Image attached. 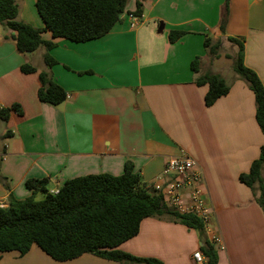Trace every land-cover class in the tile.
I'll use <instances>...</instances> for the list:
<instances>
[{
  "label": "crops",
  "instance_id": "crops-1",
  "mask_svg": "<svg viewBox=\"0 0 264 264\" xmlns=\"http://www.w3.org/2000/svg\"><path fill=\"white\" fill-rule=\"evenodd\" d=\"M35 1L14 0L17 19L41 29ZM137 5L141 14L132 26L129 15ZM223 5L224 0H127L121 21L101 38L76 43L42 33L55 44L48 52L56 61L51 68L44 64L43 47L19 52L0 24V108L18 105L22 111L0 120V206H8L10 195L29 197L28 179H47L48 191L56 193L76 177L121 175L128 161L155 190L168 181L162 173L166 160L184 156L200 174L208 214L202 237L166 217H149L117 249L163 264H197L193 254L201 253L204 239L214 247L216 264H264L259 191L239 181L258 157L264 135L255 120L254 95L233 69L237 46L227 40H242L243 63L264 87V0H230L221 32ZM172 30L184 32L174 43L168 40ZM206 37L220 43L217 58L204 48ZM225 46L235 49L224 55ZM195 57L198 73L190 67ZM222 58L232 60L230 69L213 65ZM25 64L37 71L22 73ZM41 71L66 92L64 102L38 100ZM207 74L229 86L211 106L204 103L208 86L195 83ZM262 177L264 184V165ZM0 264L121 263L90 254L58 262L32 245L24 256L2 253Z\"/></svg>",
  "mask_w": 264,
  "mask_h": 264
},
{
  "label": "trees",
  "instance_id": "trees-1",
  "mask_svg": "<svg viewBox=\"0 0 264 264\" xmlns=\"http://www.w3.org/2000/svg\"><path fill=\"white\" fill-rule=\"evenodd\" d=\"M229 1L224 0L221 32L229 15ZM126 4L127 0H36V11L43 22V28L39 29L17 19L18 8L14 0H0V24L11 32L10 39L19 52L29 54L43 47L44 64L51 68L56 61L48 52L55 44L43 40L42 33L48 32L51 38L76 43L101 38L121 21ZM140 14V5H137L132 15L139 17ZM183 35V31L172 30L168 33V40L174 43ZM227 40L237 46L233 69L254 95L255 120L264 135V87L256 73L243 63L242 40L232 37ZM219 46V42L212 44L210 38L204 39V48L212 57L219 56ZM199 60L195 57L190 64L194 73H198ZM20 70L25 74L37 71L28 64L22 65ZM38 79L37 97L40 102L50 105L64 102L66 92L51 79L48 72H39ZM195 83L208 86L204 97L206 106H211L229 91L226 82L215 74L199 76ZM12 112L22 114L18 105L0 108V120L7 121ZM263 165L264 145L258 157L251 162L248 172L239 175V181L251 189L257 188L259 195L256 201L264 212ZM47 184V179H28L25 186L31 191L29 197L15 200L10 195L8 206H0V255L17 252L24 256L32 245H36L58 262L90 254L121 264H163L157 259L131 256L117 247L137 235L141 221L149 217H166L197 231L200 237L204 232L203 222L195 215H181L168 209L162 202L161 194L146 185L129 161L118 176L97 174L76 177L65 181L56 193H50ZM38 193L43 195L42 200H36ZM200 250L208 264H216V252L208 240L202 239Z\"/></svg>",
  "mask_w": 264,
  "mask_h": 264
},
{
  "label": "built area",
  "instance_id": "built-area-1",
  "mask_svg": "<svg viewBox=\"0 0 264 264\" xmlns=\"http://www.w3.org/2000/svg\"><path fill=\"white\" fill-rule=\"evenodd\" d=\"M129 18L132 20V26L137 24V17L130 14ZM162 173L168 181L163 187H157L155 190L161 194L165 206L181 215L193 214L203 224L207 223L208 214L200 186V174L194 169L193 161L184 156L171 157L164 163ZM212 241L219 243L216 237H213ZM193 258L197 264H202L205 260L200 252L194 253Z\"/></svg>",
  "mask_w": 264,
  "mask_h": 264
},
{
  "label": "rangeland",
  "instance_id": "rangeland-1",
  "mask_svg": "<svg viewBox=\"0 0 264 264\" xmlns=\"http://www.w3.org/2000/svg\"><path fill=\"white\" fill-rule=\"evenodd\" d=\"M229 46H225L222 50H221V53L222 54H224V55H226L227 53H228V51H231L232 52V50L233 49H235V48H231L230 50H229V48H228ZM229 54H230V52H229ZM234 56V55H233ZM233 56H232V58H233ZM213 65L214 66H219V67H221V68H231V65H232V60H227V59H224V58H222V59H220L219 61H216V62H213ZM36 200H42L43 199V195L41 194V193H38L37 195H36Z\"/></svg>",
  "mask_w": 264,
  "mask_h": 264
}]
</instances>
